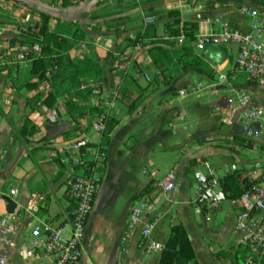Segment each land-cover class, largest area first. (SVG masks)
<instances>
[{
	"label": "crops",
	"instance_id": "0c3cea01",
	"mask_svg": "<svg viewBox=\"0 0 264 264\" xmlns=\"http://www.w3.org/2000/svg\"><path fill=\"white\" fill-rule=\"evenodd\" d=\"M38 1L51 12L50 29L58 22H67L85 33V40L77 41L65 53L59 70L63 75L74 74L81 81V88L83 85L90 89L82 90L78 96L71 92L78 105L71 111L65 104L67 97H57L51 106L44 103L53 88L32 72L34 59L41 54V42L30 36L37 31L39 12L18 0H0V57L6 62L0 70V215L11 213L25 236L36 219L60 222L67 215L70 209L67 178L71 167L60 161L56 150L81 131L90 139L88 156L97 145L105 153L82 239L81 264L158 263L161 251L143 256L136 247L137 238L125 236L130 205L142 195L149 197L147 214L155 220L151 239L165 245L171 226L181 223L198 264L240 260L244 248L238 243L241 233L235 229L236 206L224 201L212 213L194 214L190 204L191 172L204 159L224 177L231 175L230 163L245 165L252 159L247 149L237 151L226 145L237 127L223 123L222 117L224 96L234 95L237 88L253 87L240 74L212 86L203 67H182L176 59L161 70L150 58L149 45L130 46L127 38L145 25L154 24L161 46L175 41L173 47L180 49L187 43L208 70L218 62L225 71L235 73L233 44L199 46L195 39L188 41L185 35L169 37L165 23L172 18L166 12L178 9L181 21L198 22V33L212 27L215 18L231 27L249 30L250 19L241 15L238 8L249 5L264 10L259 7L263 1L238 0L233 12L228 9L229 3L216 7L213 3L189 6L191 0H182L183 3L180 0L176 7L168 8L165 5L170 0H154L142 6L148 9L142 17L133 13L136 10L133 8L98 13L105 6L102 0H71L69 6H62V0ZM114 1L120 4V0ZM146 15H152L154 21L146 23ZM114 22L119 25H112ZM21 46H39L40 51L23 58L14 57ZM85 55L100 65L101 75L96 81L93 70H78L74 65V60ZM11 58L13 62L9 61ZM31 82L34 85H26ZM197 82L201 83L200 90L180 95V89ZM60 85L67 88V82ZM93 87L99 89V94L91 93ZM96 101L98 111L91 112L90 108L97 106ZM102 115L117 120L106 143L102 133L91 125ZM26 119L25 126L30 132L22 135ZM207 136L217 141L208 143ZM168 172L174 173L175 186L163 192L157 181ZM226 182L228 186V179ZM148 184L150 189L140 193ZM235 186L233 179L228 191L235 192ZM10 188L17 189V194H10ZM31 193L43 195L36 213L27 206ZM9 201L14 203L11 212L7 209ZM15 260L21 261L20 255L16 254ZM50 260L37 254L29 264H49Z\"/></svg>",
	"mask_w": 264,
	"mask_h": 264
},
{
	"label": "built area",
	"instance_id": "2783aa9c",
	"mask_svg": "<svg viewBox=\"0 0 264 264\" xmlns=\"http://www.w3.org/2000/svg\"><path fill=\"white\" fill-rule=\"evenodd\" d=\"M238 11L250 19L249 30L231 27L215 18L213 26L198 33L195 41L199 46L233 44L236 47L235 73L234 70L225 71L221 63H213L211 85L226 83L239 74L247 83L253 84L251 89L237 88L234 95L224 96L222 122L237 127V131L225 141L229 148L237 151L247 149L249 152L257 150L258 153L245 165L229 164L228 172L241 189V193L234 197L225 188L217 169L207 160H200L191 172L193 197L190 204L194 214L205 215L214 212L222 202L230 201L237 208L235 229L241 233L238 243L243 246L244 253L240 260H231L228 264H264V10L241 5ZM153 21L152 15L145 16L146 23ZM39 51V46H21L16 49L14 57L23 58ZM1 58L0 70L6 64ZM9 61L13 62V59ZM50 72L48 69L45 74L48 76ZM200 88V82L187 84L180 89V95L196 93ZM91 93L99 94V89L93 87ZM91 125L102 133L104 116L94 119ZM205 141L214 143L217 140L207 136ZM89 143V137L79 131L56 150L60 161L71 167L67 178L70 209L60 222L36 219L28 236H25L11 213L0 215V264H29L37 254L49 257V264H81L82 239L100 182V169L105 161L100 145L87 155ZM157 186L163 192L172 190L174 173L168 172L157 181ZM9 192L16 195L17 189L10 188ZM42 199L43 195L31 193L27 200L28 208L36 213ZM149 204L146 195L131 203L125 231V236L137 238L136 247L143 256L162 251L165 246L150 238L155 220L147 214ZM16 254L20 255L21 261L15 260ZM83 264L93 263L87 261Z\"/></svg>",
	"mask_w": 264,
	"mask_h": 264
},
{
	"label": "trees",
	"instance_id": "16d2710c",
	"mask_svg": "<svg viewBox=\"0 0 264 264\" xmlns=\"http://www.w3.org/2000/svg\"><path fill=\"white\" fill-rule=\"evenodd\" d=\"M18 1L23 3L29 9L38 10L41 17L40 23L37 26V31L30 36L33 41L36 40L41 42V54L34 59L32 72L37 75L38 79L47 80L53 88V91L45 97L44 103L51 106L57 97L63 96L67 97L65 104L69 111L78 108L77 103L71 98V92H74L75 95L78 96L81 94L82 90H88L90 87L81 88V81L77 79L74 74L63 75L59 68L63 63L65 53L75 47L77 41L85 40V33L80 27L70 25L67 22H58V25L54 29H50L49 19L51 17V12L45 9L47 7H45L42 2L38 0ZM151 1L154 0H143V4H147ZM61 4L62 6H69L72 2L71 0H62ZM178 15V9H169L166 12V16L172 18L165 23L168 36L176 37L179 35H185L188 37V41L194 40L200 24L196 21H181ZM93 17H95V15ZM112 25L118 26L119 23L114 22ZM127 41V45L130 46H135L137 44L149 45L148 52L150 58L161 70L168 66L173 59H176L182 64V67H187L189 65L203 67L206 70V73L211 76V70H208L203 61L193 54L189 44L184 43L180 49H175V47H173L175 41L168 42L166 47L161 46L160 43L162 41L157 39L154 24L145 25V27L138 30L133 37L127 38ZM53 65H55L56 68H53L50 75L46 76L45 73L48 70V67L51 69ZM74 65L78 70H93L94 73L92 77L94 81H96L101 75L99 63L91 56L85 55L81 59L74 60ZM61 82H67V88H62L60 85ZM26 85L32 86L34 85V82L26 83ZM98 107L99 105L92 106L90 108L91 112L98 111ZM116 122V119L106 115L104 116V130L102 132L104 143L108 141L109 135ZM25 125H27V119L21 129L22 135L30 132ZM226 179H228V186H233V175L223 177L224 186L228 189L229 187L227 186ZM236 186L235 192H229L230 196H238L241 193L239 186L237 184ZM148 189H150L149 184L140 193H144ZM157 264H198L195 259L193 247L187 236V232L181 223H176L171 226L169 236L165 242L164 249L160 253Z\"/></svg>",
	"mask_w": 264,
	"mask_h": 264
},
{
	"label": "rangeland",
	"instance_id": "374dc122",
	"mask_svg": "<svg viewBox=\"0 0 264 264\" xmlns=\"http://www.w3.org/2000/svg\"><path fill=\"white\" fill-rule=\"evenodd\" d=\"M105 2V6L103 7V10L99 11L98 13H102V14H109L112 9H129V8H133V9H136L135 12L133 13H138L137 15H139V17H142L144 14L147 13L148 9L142 7L144 4H143V0H120V4L119 5H116V3L118 4L119 2H115L114 0H102ZM100 1V2H102ZM111 1V2H110ZM182 1V0H181ZM263 1V4L262 5H259L260 8H264V0H261ZM50 2H56L57 3V0H50ZM180 2V0H170V3L169 5H165L167 6L168 8H174L177 6V4ZM184 1H182L183 3ZM215 4L213 5V7H216V5H220V4H226V3H229V10L235 12V9L237 8V5H238V0H191V2H188V5L191 6H206V5H209V4ZM136 6V7H135ZM68 59V58H67ZM248 85H253L251 83H248ZM250 149V148H249ZM247 153V151H246ZM251 154V158H253L255 156V154H257V150H254V151H251L250 152ZM248 154V153H247ZM218 171V170H217ZM219 174H221L219 171H218ZM192 194H193V187H192ZM221 218L223 219V217L221 216ZM147 257V256H146ZM150 258H153V257H150Z\"/></svg>",
	"mask_w": 264,
	"mask_h": 264
},
{
	"label": "water",
	"instance_id": "95a60500",
	"mask_svg": "<svg viewBox=\"0 0 264 264\" xmlns=\"http://www.w3.org/2000/svg\"><path fill=\"white\" fill-rule=\"evenodd\" d=\"M14 203H12L11 201H9V203L7 204V209L9 212L12 211V207H13Z\"/></svg>",
	"mask_w": 264,
	"mask_h": 264
}]
</instances>
